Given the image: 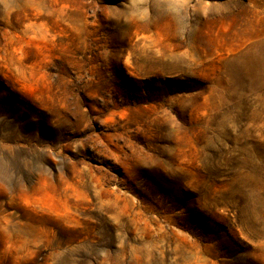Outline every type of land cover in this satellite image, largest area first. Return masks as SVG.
I'll return each mask as SVG.
<instances>
[{"label":"rangeland","instance_id":"obj_1","mask_svg":"<svg viewBox=\"0 0 264 264\" xmlns=\"http://www.w3.org/2000/svg\"><path fill=\"white\" fill-rule=\"evenodd\" d=\"M0 264H264V0H0Z\"/></svg>","mask_w":264,"mask_h":264}]
</instances>
